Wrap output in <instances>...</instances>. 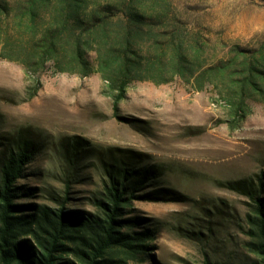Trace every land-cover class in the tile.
<instances>
[{
  "label": "rangeland",
  "instance_id": "rangeland-1",
  "mask_svg": "<svg viewBox=\"0 0 264 264\" xmlns=\"http://www.w3.org/2000/svg\"><path fill=\"white\" fill-rule=\"evenodd\" d=\"M171 2L186 28L205 37L209 62L227 58L235 45L264 42V0ZM40 79L27 98L22 67L0 58V141L19 134L34 149L17 185L36 189L15 201L55 206L51 194L62 196L64 179H72L65 205L93 211L102 179L97 152L134 150L145 155L143 165L153 166L142 191L177 193L170 200H131L123 217L140 222L122 229L152 231L150 256L137 264H249L240 229L248 199L227 184L250 178L264 185V103L248 101L250 111L238 122L214 86L142 80L128 85L115 116L98 73L46 71ZM70 136L84 145L83 158L69 168L60 142Z\"/></svg>",
  "mask_w": 264,
  "mask_h": 264
},
{
  "label": "trees",
  "instance_id": "trees-1",
  "mask_svg": "<svg viewBox=\"0 0 264 264\" xmlns=\"http://www.w3.org/2000/svg\"><path fill=\"white\" fill-rule=\"evenodd\" d=\"M206 46L171 0H0V58L22 67L27 98L37 93L46 71L80 77L95 72L118 116L131 82L179 78L195 90L214 86L240 122L250 111L248 101L264 103V42L249 49L235 45L227 58L213 62ZM17 136L0 141V264H137L150 256L152 231L123 230L140 222L123 215L132 199L170 200L177 193L142 191L154 173L142 164L143 153L116 147L97 152L102 179L93 211L65 205L72 179H64L62 196L51 194L55 206L18 202L36 188L17 185L34 152ZM60 143L69 168L83 158L78 137ZM227 186L248 199L240 229L249 264H264V185L246 178Z\"/></svg>",
  "mask_w": 264,
  "mask_h": 264
}]
</instances>
